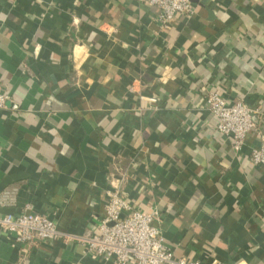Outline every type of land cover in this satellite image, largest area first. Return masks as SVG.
I'll return each mask as SVG.
<instances>
[{
	"label": "crops",
	"instance_id": "1",
	"mask_svg": "<svg viewBox=\"0 0 264 264\" xmlns=\"http://www.w3.org/2000/svg\"><path fill=\"white\" fill-rule=\"evenodd\" d=\"M168 28L145 0H0V218L96 233L110 192L156 213L176 257L264 264V0H193ZM253 110L236 152L206 99ZM0 264H112L77 238L21 242ZM131 264H134L132 262Z\"/></svg>",
	"mask_w": 264,
	"mask_h": 264
},
{
	"label": "built area",
	"instance_id": "2",
	"mask_svg": "<svg viewBox=\"0 0 264 264\" xmlns=\"http://www.w3.org/2000/svg\"><path fill=\"white\" fill-rule=\"evenodd\" d=\"M145 1L158 8L160 23L165 28L177 15L194 12L193 0ZM7 99L8 94L0 83V108L5 106ZM206 102L216 117L218 131L233 140L236 152L241 151L248 135L256 130L253 110L242 102H231L217 92L209 93ZM251 160L255 165H264V136L261 144L252 149ZM105 208L98 231L83 236L62 233L53 220L40 213L9 214L0 218V227L15 232L21 242L54 239L60 235L77 238L86 245L92 257L102 256L112 264H202L199 260L174 255L166 245L156 213L133 209L118 192L109 193ZM210 264L220 262L215 259Z\"/></svg>",
	"mask_w": 264,
	"mask_h": 264
}]
</instances>
